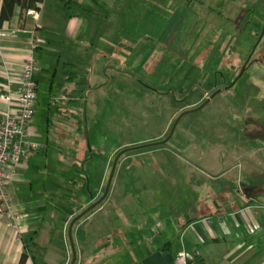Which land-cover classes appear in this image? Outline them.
I'll use <instances>...</instances> for the list:
<instances>
[{"label": "crops", "instance_id": "0c3cea01", "mask_svg": "<svg viewBox=\"0 0 264 264\" xmlns=\"http://www.w3.org/2000/svg\"><path fill=\"white\" fill-rule=\"evenodd\" d=\"M194 1L200 4V0ZM188 2L42 0L28 10L16 6L9 20H0V115L16 112V106L7 104L1 96L5 87H19L20 70L30 57L37 63L38 87L44 73L54 72L48 88L49 101L75 104L83 99L86 103L108 99V84L112 81L118 87L129 83L128 71L145 47L151 54L173 50L170 45L145 46V41L153 42L154 37L148 29L142 35L136 29L146 26L153 30L159 17L169 18L176 8L183 11ZM2 8L0 0V18ZM193 17L186 19H202L200 13ZM128 27L135 29L130 32ZM20 31L31 33V37L18 35ZM65 66L71 68L70 91L57 92L64 88L56 80L60 67ZM108 75L112 80H106ZM49 127L50 124L42 129L33 120L30 140L39 149L18 165L20 174L8 186L18 219L11 227L8 219L0 216V264H68L71 258L66 251V228L79 210L64 203L61 196L62 170L67 160L63 150L67 142L63 144L62 140L70 139L64 133H51ZM214 134L196 133L189 142L190 157L170 165L168 178L163 181L167 182L166 188L158 184L165 188L163 192L152 188L150 197H146L155 205L166 193L168 213H156L152 228L157 227V231L138 239L142 256L136 264H183L181 253L196 264H264V161L259 168L254 149L233 143L231 133L219 137ZM76 140L81 143L76 135L73 149ZM82 149L85 151L83 144ZM257 149L264 154V149ZM94 199L91 197L85 204L90 205ZM102 209L87 215L72 229L73 241V232L77 230L79 234L82 226L89 224L88 228L93 227L103 236L95 248L106 243L107 216L97 222L92 220ZM84 237L91 240L92 234L86 232ZM84 237L74 241L77 260L79 241ZM68 238L71 251L69 232ZM95 248L88 258L94 256Z\"/></svg>", "mask_w": 264, "mask_h": 264}, {"label": "rangeland", "instance_id": "374dc122", "mask_svg": "<svg viewBox=\"0 0 264 264\" xmlns=\"http://www.w3.org/2000/svg\"><path fill=\"white\" fill-rule=\"evenodd\" d=\"M188 4L183 11L174 9L169 18L159 11L162 16L153 30L136 29L141 35L148 29L154 37L145 46L170 45L173 50L151 54L145 47L129 67V83L108 84V99L90 103L83 99L75 104L49 101L54 72L39 79L35 125L46 129L50 124L51 133H64L70 139L62 140L67 142L63 145L67 158L62 170L64 203L79 210L77 217L91 206L85 204L91 197L93 204L102 199L84 218L103 207L92 220L106 215L109 224L106 247L102 243L95 248L103 236L89 224L79 234L73 232L74 241L86 232L92 234L91 240L79 241V260L75 248L73 261L68 238L72 218L65 235L68 264H136L142 256L138 239L157 231L152 228L156 213H168L166 193L155 205L146 197L152 188L163 192L170 165L190 157L189 142L196 133L217 137L231 133L233 143L249 146L256 152V161H264L257 149H264V0H200V4L190 0ZM199 13L201 20L187 21L189 15ZM127 29L133 32L135 27ZM70 74L71 68L60 67L56 84L64 88L57 92L70 91ZM107 79L112 80L111 75ZM73 114L82 118L79 130L70 119ZM76 135L81 143L73 149ZM73 179L79 184L71 185ZM94 248L96 253L88 258Z\"/></svg>", "mask_w": 264, "mask_h": 264}, {"label": "built area", "instance_id": "2783aa9c", "mask_svg": "<svg viewBox=\"0 0 264 264\" xmlns=\"http://www.w3.org/2000/svg\"><path fill=\"white\" fill-rule=\"evenodd\" d=\"M35 15V12H31ZM38 71L34 57L28 58L19 75V87L12 90L5 87L1 98L7 104L16 106V112L0 115V216L8 219L11 227L16 226L17 215L8 193L10 182L20 174L18 165L33 157L39 145L30 140V130L38 104V85L35 75ZM183 264H196L184 253Z\"/></svg>", "mask_w": 264, "mask_h": 264}, {"label": "trees", "instance_id": "16d2710c", "mask_svg": "<svg viewBox=\"0 0 264 264\" xmlns=\"http://www.w3.org/2000/svg\"><path fill=\"white\" fill-rule=\"evenodd\" d=\"M41 1L42 0H3V8H2L0 20H1V22L5 21V20H9L11 18V16H12V12H13V10H14V8L16 6H20L23 10H28V9L36 8V4L38 2H41ZM71 4L75 5L76 7H79V4L76 3V2L71 1ZM70 119H71L72 122L76 121L75 123H76L77 126H79V128H78V130H79L80 129V124L82 123V118L80 117V115L79 114H73ZM78 130H77V132H78ZM77 142L79 143V141H77ZM71 150H72L71 154L75 155L76 151H74L73 149H71ZM64 156H65V153H64ZM70 183H71V185H78L79 184L74 179ZM86 190L90 193V188L88 187V185H87ZM83 218H84V216H83ZM82 219H80V220H82ZM80 220H78V222Z\"/></svg>", "mask_w": 264, "mask_h": 264}, {"label": "water", "instance_id": "95a60500", "mask_svg": "<svg viewBox=\"0 0 264 264\" xmlns=\"http://www.w3.org/2000/svg\"><path fill=\"white\" fill-rule=\"evenodd\" d=\"M17 34L20 35V36H22V37H28V38L31 37V33H27V32H22V31H20V32H18ZM243 70H244V69H243ZM242 73H243V71H242ZM203 106H205V105H203ZM203 106H201L200 108H202ZM200 108H199V109H200ZM177 123H178V120L176 121V123H175V125H174V127H173V129H172L171 134L174 132V129L176 128ZM164 142H166V141H164ZM124 152H126V151H124ZM120 155H121V154H120ZM120 155H119V156H120ZM119 156L116 158V160H115V164H116V162H117ZM114 168H115V165H114V167H113V171H114ZM113 171H112V173H113ZM111 179H112V175H111V177H110L109 185H110V183H111ZM109 185H108V186H109ZM108 188H109V187H108ZM108 188L106 189V192L108 191ZM105 196H106V195H104V197H105ZM102 198H103V197H102ZM101 201H102V199H100V200H98L97 202H95L93 205H91L89 208H87L83 213H81L80 215H78L77 217H75V218L72 220L71 224H70L69 235H70V239H71V247H72L73 254H74V259H73V261H75V247H74L73 239H72V229H73V226H74V224H75L78 220H80L85 214H87L90 210H92V209H93L97 204H99Z\"/></svg>", "mask_w": 264, "mask_h": 264}]
</instances>
